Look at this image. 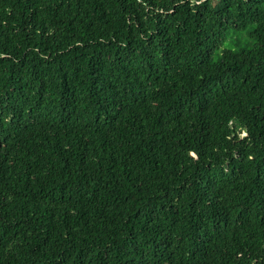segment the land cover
<instances>
[{
  "label": "trees",
  "instance_id": "1",
  "mask_svg": "<svg viewBox=\"0 0 264 264\" xmlns=\"http://www.w3.org/2000/svg\"><path fill=\"white\" fill-rule=\"evenodd\" d=\"M0 264H264V0H0Z\"/></svg>",
  "mask_w": 264,
  "mask_h": 264
},
{
  "label": "rangeland",
  "instance_id": "2",
  "mask_svg": "<svg viewBox=\"0 0 264 264\" xmlns=\"http://www.w3.org/2000/svg\"><path fill=\"white\" fill-rule=\"evenodd\" d=\"M252 28L251 25L244 29L232 27L227 35L226 41L220 49L215 51L213 55L214 60L219 59L220 52L225 48H231L237 52L252 49L256 44V39L251 36Z\"/></svg>",
  "mask_w": 264,
  "mask_h": 264
}]
</instances>
